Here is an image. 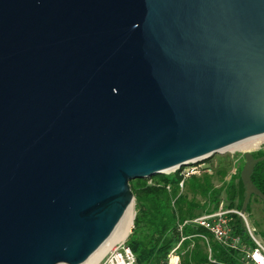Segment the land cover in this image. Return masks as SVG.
Listing matches in <instances>:
<instances>
[{
    "label": "water",
    "instance_id": "water-1",
    "mask_svg": "<svg viewBox=\"0 0 264 264\" xmlns=\"http://www.w3.org/2000/svg\"><path fill=\"white\" fill-rule=\"evenodd\" d=\"M261 133L264 0H0V264H89L130 180Z\"/></svg>",
    "mask_w": 264,
    "mask_h": 264
},
{
    "label": "trees",
    "instance_id": "trees-1",
    "mask_svg": "<svg viewBox=\"0 0 264 264\" xmlns=\"http://www.w3.org/2000/svg\"><path fill=\"white\" fill-rule=\"evenodd\" d=\"M252 154L254 157L264 155V147ZM181 168L150 178L129 181L134 196L135 215L126 244L134 252L136 263L166 264L170 249L182 236H186L179 247L181 264H235L241 254L238 250L225 247L210 236L209 252L204 240L194 235L208 234L202 226L187 222L180 230L179 224L213 210L221 200H224L225 207L240 210L245 191L240 177L242 165L239 166L237 173L231 175L217 189L213 187L207 173L201 179L196 177V181L189 184V189L192 192L200 193L208 201L207 203L212 205L211 209L206 207V203L189 198L180 192L178 183L182 179ZM251 180L264 194V160L254 165ZM185 183L186 180L184 185ZM252 198L262 201L256 195H251L247 207ZM232 216L233 233L239 234L244 243L253 246L239 216L236 214Z\"/></svg>",
    "mask_w": 264,
    "mask_h": 264
},
{
    "label": "built area",
    "instance_id": "built-area-1",
    "mask_svg": "<svg viewBox=\"0 0 264 264\" xmlns=\"http://www.w3.org/2000/svg\"><path fill=\"white\" fill-rule=\"evenodd\" d=\"M175 170L176 169L166 173L173 172ZM210 170L209 166L204 165V163H194L182 166L180 169L182 179L178 183L180 190L183 188L184 181L188 177L199 174L201 171L210 172ZM167 188H169V186H167ZM233 214L239 216L248 236L253 242V246L247 245L242 241L239 234L233 233L231 226ZM187 222L200 225L208 232L209 235L206 233L194 235L199 236L204 240L209 252V240L211 236L221 245L236 249L241 253L235 264H264V241L254 234L252 228L249 226L246 214L241 213L239 209L228 208L223 206L221 203L219 208L216 210L204 212L192 219L185 220L183 223L179 224V229L181 230L183 224ZM128 234L125 238L112 244L95 264H137L134 252L126 244ZM185 238L186 236H182L180 240L170 249L167 255L166 264H181L179 247Z\"/></svg>",
    "mask_w": 264,
    "mask_h": 264
},
{
    "label": "rangeland",
    "instance_id": "rangeland-1",
    "mask_svg": "<svg viewBox=\"0 0 264 264\" xmlns=\"http://www.w3.org/2000/svg\"><path fill=\"white\" fill-rule=\"evenodd\" d=\"M261 147H264V142L258 145L257 147L249 149L251 152H254ZM247 150H224L220 153H215L211 157L200 160L195 164H202L209 166L211 169L210 172L201 171L199 174L192 175L186 179V183L183 188L180 190L181 193L186 194L189 198H194L201 203H206V207L208 209L212 208V205L207 203L206 199L201 196L200 193H194L189 189V184L196 181V177L202 178L206 173L209 175L212 185L215 189L219 188L223 182L227 181L231 175L237 173L239 166H243L244 157L243 152ZM187 166V165H185ZM204 167V166H203ZM178 169V168H177ZM225 205L224 200H221L218 203V206L213 210L219 208L220 204ZM133 206V214L135 215L134 203ZM211 210V211H213ZM245 214L247 216V220L249 226L252 228L254 234L264 241V202L258 200L257 198H252L248 207L246 208ZM134 218V216H133ZM133 225V222H132ZM132 229V227H131Z\"/></svg>",
    "mask_w": 264,
    "mask_h": 264
},
{
    "label": "bare ground",
    "instance_id": "bare-ground-1",
    "mask_svg": "<svg viewBox=\"0 0 264 264\" xmlns=\"http://www.w3.org/2000/svg\"><path fill=\"white\" fill-rule=\"evenodd\" d=\"M263 142H264V133H261V134H258L256 136H252L250 138H247L245 140L236 142V143L228 146L226 149L232 150V151L235 149H237V150H240V149L249 150L251 148L257 147L258 145H260ZM171 170H173V168L167 169L165 171L168 172ZM133 216H134L133 206H132V204H130L128 207L127 214H126V218L123 222L121 229L114 236V238L108 243V245L102 250V252L96 258H94L89 264H95L112 244H114L115 242L126 237V235L131 230L132 222H133Z\"/></svg>",
    "mask_w": 264,
    "mask_h": 264
}]
</instances>
